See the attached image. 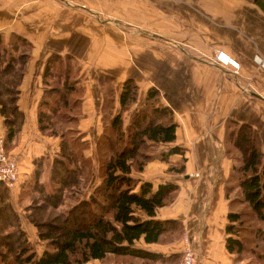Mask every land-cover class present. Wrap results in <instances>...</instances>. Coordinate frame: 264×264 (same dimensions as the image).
Wrapping results in <instances>:
<instances>
[{
	"label": "crops",
	"instance_id": "crops-1",
	"mask_svg": "<svg viewBox=\"0 0 264 264\" xmlns=\"http://www.w3.org/2000/svg\"><path fill=\"white\" fill-rule=\"evenodd\" d=\"M141 1L0 0L3 43L9 45L15 34L30 43L16 88L18 130L7 144L18 159L20 180L14 187L0 185V207L1 200L17 206L14 210L26 219L23 227L34 231L25 208L33 204L35 190L44 195L58 187L66 192L63 198H90L101 181L98 139L105 122L121 111L124 81L133 77L138 95L122 111L123 130H128L135 112L145 106L148 89L154 86L159 89L158 104L170 107L177 123L176 139L161 142L160 148L180 145L185 150L171 154L169 160L152 159L144 170L133 168L131 172L138 180L135 190L143 181H151L155 188L168 180L178 183L174 199L159 206L156 214L161 219H175L178 226L158 241L140 238L137 245L153 255L132 257V262L177 264L190 245L195 264H264L263 242L258 248L261 257L238 256L226 244L235 188L228 196L227 185L234 184L229 180L239 154L227 137L232 122L250 124L264 152V10L249 0H175L176 17L169 21L166 7L153 5V12L145 15ZM222 51L239 66L220 60L217 55ZM52 55L65 60L67 74L76 80L74 95L80 99L77 129L87 142L82 154L93 164L91 178L80 189L77 182H63L65 177L56 173L70 172L73 167L63 151L61 136L45 134L39 127L44 91L59 72L60 65L52 63L48 83L45 81ZM7 56L3 53L5 60ZM14 65L19 66L17 61ZM0 128L6 132L1 103ZM181 163L183 172L169 170ZM44 166L51 172V186L42 185L39 173ZM22 200L30 203L22 206ZM9 231L2 228V233ZM111 255L84 264H114V259H107Z\"/></svg>",
	"mask_w": 264,
	"mask_h": 264
},
{
	"label": "trees",
	"instance_id": "trees-1",
	"mask_svg": "<svg viewBox=\"0 0 264 264\" xmlns=\"http://www.w3.org/2000/svg\"><path fill=\"white\" fill-rule=\"evenodd\" d=\"M251 1L264 10V0ZM28 46L30 43L19 34L13 35L9 45H5L0 37V66L9 59L2 67L3 72L10 69L9 64L16 69V74L13 73L14 83L5 84V87L0 85L6 144L14 138L18 130L20 111L16 102V88L28 60V53L22 49ZM3 53L8 55L6 60ZM16 61L19 64L17 67L14 65ZM52 63L60 65V73L57 72L58 75L51 81V87L44 91L39 109V127L45 134L61 136L62 148L69 160L73 163L82 162L80 176L73 173L77 172V167L70 168L71 174L62 175L65 177L63 182L73 180L80 189L91 178L93 164L82 154L87 142L82 140L77 129L76 112L80 99L74 95L76 80L67 74L65 60L52 55L45 68L47 83L46 75L51 70ZM9 74L6 77H10ZM138 89L133 77L124 81L120 94L121 111L104 124V130L97 142L98 174L101 181L91 197L84 199L77 196L78 201L70 205V210L64 217V228L58 232L47 231L42 234L48 242L40 255L31 251L29 245L22 244L12 264H84L91 258H105L108 254L148 258L153 253L138 246L137 241L142 237L147 242L158 241L163 233L178 226L175 219H161L156 216L159 206L174 199L178 183L168 180L155 188L151 181H143L140 189L135 190L138 180L131 175L133 168L142 171L152 159L169 160L171 154L183 153L185 150L180 145H173L167 150L160 148L161 142H172L176 139L177 123L173 118V110L158 104L159 89L154 86L148 89L145 106L135 112L128 130H123L122 111L137 99ZM4 93H7L6 99L3 98ZM159 112H165L160 121L156 120ZM167 112H172L170 117L166 116ZM232 123L234 125L227 131V137L239 154L238 162L232 166L229 180L234 181V184L227 185V195H230L235 185L239 187L241 194L230 200V223L227 225L229 235L226 244L238 256L247 254L255 257L258 254L261 257L258 248L262 242L264 247V152L260 138L250 124ZM184 169V163L169 166L171 171L183 172ZM68 176L71 177L67 178ZM54 189L53 192L44 194L45 199L42 202L56 205L59 200L64 199L62 196L65 193L58 191V188ZM74 192L75 190L70 193ZM237 201L244 202L249 209L233 208ZM42 202L37 205H43ZM76 211L81 214H77V218L83 219L81 223L71 220ZM12 231L14 232L10 230L6 234ZM7 259V253L0 252V262H7Z\"/></svg>",
	"mask_w": 264,
	"mask_h": 264
},
{
	"label": "rangeland",
	"instance_id": "rangeland-1",
	"mask_svg": "<svg viewBox=\"0 0 264 264\" xmlns=\"http://www.w3.org/2000/svg\"><path fill=\"white\" fill-rule=\"evenodd\" d=\"M111 1V0H110ZM161 1V3H160ZM185 2H187V0H184ZM190 1V0H189ZM251 1V0H249ZM145 7L144 9V13L145 15L153 12V10H151L152 8H162L164 9V7L167 8L168 11V19L169 21L175 19V13H176V3L175 0H158V3H155L154 0H142L141 1ZM167 2V6L166 3ZM253 2V1H251ZM153 5H157L156 7H154ZM154 28V27H152ZM175 27L173 26V29ZM158 30V29H157ZM174 30L169 29V32H172ZM156 32V31H155ZM27 50V47H25L24 49H22V51ZM219 55V54H218ZM217 55V57H218ZM9 60V59H7ZM7 60L5 61V63H7ZM4 63V64H5ZM3 64V65H4ZM10 69H8L5 73L3 72L4 70H2V67L0 66V85L1 87H5V84H13V80L15 79V75L16 74V69L15 67L12 65L10 66ZM10 72V74H9ZM15 72V73H14ZM14 73V74H13ZM9 74L8 76L10 77H6V75ZM14 76H13V75ZM170 77V76H169ZM8 96H10L8 94ZM3 98H7V93H4ZM163 113L165 112H159L158 115H156V120L160 119L161 116L163 115ZM172 112H167L166 116L170 117ZM166 116H164V119L166 118ZM159 121V120H158ZM124 119H121V124H122V128L124 126ZM127 126V125H126ZM125 127V126H124ZM94 134H96V132H94ZM69 160V158H68ZM84 161V159H83ZM82 164V162L79 164L78 162L69 164V166H73L78 168L77 170V174L80 176L81 174V170L82 168L80 167ZM43 165V164H42ZM46 166H44V169L41 170V172L39 173L40 179L44 181V183H42V185H45V183L49 184V178L51 176V172L49 170H47L45 168ZM73 172V171H72ZM57 174L59 173L60 175L65 174H71V172H69V170L66 171H57ZM76 173V172H73ZM73 176V175H72ZM70 177V176H69ZM51 186V184H49ZM50 186H46L44 188H48V190H53V188H51ZM62 186V185H61ZM58 188V187H57ZM49 190V191H50ZM34 191V190H33ZM41 191V190H40ZM35 190L34 193H31L33 196V204H31V206L27 207L28 204L30 203V200H22L21 201V205H25V209L27 210L26 214H27V218H28V222H31L34 225V231L29 228L27 225L25 227H23L22 225V221L24 220L26 222V219H21L20 215H19V211H17L18 207L17 206H13L11 203L6 204L3 200H1L3 204V212L2 209L0 207V212H2V217H0V252H6L7 253V262H0V264H9V260H13L10 263H14V258H17V250L20 248V245L22 244H26L29 245L31 247V251H35L37 254H40L45 247L47 246V242L48 239H45L42 237V234L44 232L47 231H52L54 232H58L59 230H62L64 228V224H66L65 222V216L67 215L68 211L70 210V205L71 203H74L75 201H77L76 198L74 197H70L64 198L63 200H59V204L57 203L56 205L52 202L49 203H45L46 201L42 202L45 198L44 195H41L42 192ZM32 192V190H31ZM27 195L29 194L28 191L25 192ZM66 193V192H65ZM241 194V191L239 189V187L235 186L234 189H232V196L233 198L238 197ZM31 196V197H32ZM66 196V195H65ZM6 197V195L4 196ZM232 199V198H231ZM40 202H42L41 206L37 205ZM45 203V204H44ZM14 208H16L17 210H14ZM233 208L236 209H241V208H247L249 209L248 205H245L244 202H239L237 201L235 203V205L233 206ZM77 212V211H76ZM77 214H80L79 212L77 213H73L72 214V222H76V223H81L83 221V219H79L77 218ZM83 214V212H82ZM81 216V214H80ZM25 217V215H24ZM2 228H4V230H14V232L12 231V233L10 234H6V233H2ZM3 234V235H2ZM2 236H4L5 238H3ZM10 258V259H9ZM132 257L129 256H116L111 255L109 256V259H114L115 263H126V264H144V262H132Z\"/></svg>",
	"mask_w": 264,
	"mask_h": 264
},
{
	"label": "built area",
	"instance_id": "built-area-1",
	"mask_svg": "<svg viewBox=\"0 0 264 264\" xmlns=\"http://www.w3.org/2000/svg\"><path fill=\"white\" fill-rule=\"evenodd\" d=\"M226 55V57L224 56ZM218 58L222 61L231 62L235 67L239 64L225 54L223 51L219 53ZM20 180V165L16 156L11 153L6 144V133L0 128V185L4 184L8 187L18 185ZM196 255L193 248L189 245L184 249L183 255L177 264H195ZM126 264V263H115Z\"/></svg>",
	"mask_w": 264,
	"mask_h": 264
},
{
	"label": "bare ground",
	"instance_id": "bare-ground-1",
	"mask_svg": "<svg viewBox=\"0 0 264 264\" xmlns=\"http://www.w3.org/2000/svg\"><path fill=\"white\" fill-rule=\"evenodd\" d=\"M226 57V55H224Z\"/></svg>",
	"mask_w": 264,
	"mask_h": 264
}]
</instances>
